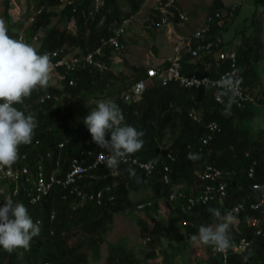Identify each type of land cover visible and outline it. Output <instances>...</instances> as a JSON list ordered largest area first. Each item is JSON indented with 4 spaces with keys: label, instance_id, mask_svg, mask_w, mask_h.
Masks as SVG:
<instances>
[{
    "label": "trees",
    "instance_id": "trees-1",
    "mask_svg": "<svg viewBox=\"0 0 264 264\" xmlns=\"http://www.w3.org/2000/svg\"><path fill=\"white\" fill-rule=\"evenodd\" d=\"M71 1L73 2L70 4L65 3L59 12H55L51 8L60 6L61 0H34L35 11L27 16L29 20L31 17L33 19L25 30V37L27 42H31L35 37L40 40L39 54L47 53L52 59L55 50H66V47L79 48L78 55L95 51L102 45V40L112 37L123 20L135 14L144 2L125 0L130 11L124 13L120 10L118 0H102L98 10L94 9L96 0ZM254 3L257 9L252 15V20L246 18L240 26L237 22L239 11L227 9L224 14L223 3L216 1L207 16L213 20L207 22L210 25L208 30L201 38L197 40L193 38L194 49L198 44L212 42L214 46L212 53L205 54L200 51L199 56L194 58L184 51L181 55L182 75L215 79L228 69L227 61H221L215 54L218 51H234L240 70L238 77H242V85L253 92L251 89L257 87L255 81L261 80V63L264 60L262 12L264 0H254ZM261 7L262 9H259ZM9 10L7 6L5 14L8 34L19 39V32L13 31L14 25ZM55 18H58L59 25L53 24ZM71 20L76 24L75 34L68 32L66 27H60ZM155 20L154 16L153 27ZM170 21L181 23L178 16L172 17ZM196 31L186 36H193ZM39 33L42 35L39 36ZM239 39L241 42L235 43V40ZM232 43H235V49L228 48ZM113 52L109 45L104 46L103 56H97L96 59L110 63ZM161 65L169 66L170 59ZM148 69H141V73L136 75L131 84L127 85L124 81L117 90L120 92V99L115 103L122 110L124 123L144 132L143 148L132 156L141 161L159 157L162 164L169 167L168 173L172 183L184 184L186 191L199 184L197 172L207 164H212L228 174V198L225 204L221 205L217 200H212L207 204L198 203L193 210L185 212L183 216L191 223L187 226V232L189 235H198L201 225H213L216 222L207 211L208 208H218L223 215L226 209L234 210L238 203L247 204L245 211L237 213L234 211L239 224L230 227V235L233 241H239L243 237L252 240L253 243L242 253H231L227 263L245 264L244 257L251 254L247 264H264V222L259 235H255L248 223L253 217L259 216V212L250 209V203L257 201L260 195V191L255 190L253 184L260 183L264 188V128L254 132L250 125L258 115V110L264 108V92L262 97L258 98L252 93L255 101L246 104L244 108H238L234 103L230 110H226L227 100L224 98L223 103H218L215 100V88H186L174 81L164 85L158 77L148 76ZM107 74L108 77L89 66L70 71L62 80V90L51 85L47 89H37L24 100L23 105H15L21 110H24L26 105V114H35L38 127L35 129L32 143L20 146V158L13 166L27 165L35 174L41 161L46 168L45 173L48 174L58 167L57 163L65 169L69 160L80 155L83 150L93 151L92 160L99 153H108L106 149L100 148L89 139L91 134L83 122L75 128L67 125L66 118L57 106L59 102L54 99L43 104L40 102L41 96L47 93L62 96L65 92L74 96H85L89 92L93 93L95 87L104 89L102 86H105L109 75L113 77L110 71H107ZM71 79L74 80L73 85H69ZM138 80H144L146 83L140 101H126L125 93ZM258 87L262 90L261 86ZM211 122H216L219 130L212 131L209 128ZM166 133L171 134L170 141ZM106 138L110 140V136ZM205 139L210 140L205 143ZM61 143L63 147L59 148ZM48 153L51 155L49 158ZM189 153L196 154L199 158L188 159ZM22 154H27L24 161L21 160ZM168 155L175 159L172 160ZM254 161L255 176L251 178L247 172ZM128 169L134 170L135 176L131 175ZM164 174L163 165H158L153 174L147 177L132 165L119 164L116 168L110 169L106 163H102L96 170H91L80 184L89 191L110 186V191H105L104 202L101 205L87 202L75 211L70 209L72 200L67 202L61 200L63 194L61 188L54 189L37 205H32L27 194L20 189V192L10 200L14 203L22 202L27 207L33 221L41 222V232L32 239L28 250L19 248L9 253L0 248V264H88L87 253L81 252L82 243L70 244L72 233L84 235L85 243L93 246L95 252H98V247L111 230L115 216L126 213L133 204L129 198L132 189L150 187L156 203L160 199H167L170 185L163 181ZM111 196L114 199H111ZM53 211L57 213L56 219L52 221ZM151 240L150 249L143 251L140 258L133 251L109 245L107 264H157L156 260L160 255L164 257V264H169V258L175 253L167 254L166 251H169V248L176 250V246L169 245L159 254L154 240ZM183 247V244L178 245V254L182 252ZM208 253L207 261L198 259L196 264H223L222 255L216 253L211 246L208 247Z\"/></svg>",
    "mask_w": 264,
    "mask_h": 264
},
{
    "label": "clouds",
    "instance_id": "clouds-1",
    "mask_svg": "<svg viewBox=\"0 0 264 264\" xmlns=\"http://www.w3.org/2000/svg\"><path fill=\"white\" fill-rule=\"evenodd\" d=\"M100 2L99 0V3ZM91 11L93 12L92 9ZM8 31L6 22L0 19V171H3L5 168H11V166L19 160L20 146L30 145L32 143L35 129L38 127L35 114H26V105H24V110L18 109L15 105H23L24 100L30 97L34 90L47 89L50 86L52 74H54L52 73L53 65L49 54H39L37 49L31 44L26 43L22 39L13 38L8 34ZM238 71L240 73L239 69H234L233 72L226 73L215 82L218 89H220L218 95L227 100L225 104L226 110H230L231 106L236 103L239 95V88L243 82L242 77H237L235 75ZM62 80L61 83H63ZM198 83L200 84L201 82L198 81ZM129 91H127L124 96L126 101H130L126 99V95ZM61 97L62 96H60V100ZM60 100L57 102H60ZM83 123L91 134V138L89 139L100 148L106 149L109 153L106 157L102 154V158L105 159L107 167L110 169L116 168L121 162H127L130 156L143 148L144 141L142 138L144 132L142 130H137V128L131 125L125 124L122 110L112 100L101 99L97 101L96 108L89 111ZM109 136L110 140L106 138ZM88 152L83 150L80 155L73 156L72 158L86 155L83 157L86 159L87 163L93 162L95 159L92 160V157L87 156ZM23 155L27 157V154H22L21 158ZM198 158L196 154H188V159L196 160ZM70 160L65 169H62L60 164L57 163L58 167L51 170L50 173H54L58 177H63L69 169ZM150 163H155V161ZM96 168L92 170H96ZM138 169L144 176L148 177L153 174L147 175L140 168ZM90 171L86 172L84 177ZM128 171L131 175L135 176L134 170L128 169ZM168 175L170 178L169 173ZM84 177L78 183L80 189H82L86 195L102 192V201L98 203L97 200H83L71 195L63 199L65 193L63 190L61 200L64 202L72 200L70 209L73 211L84 206L87 202H94L97 205H101L104 202L103 198L105 196V191H110V186L104 189L91 191L84 189L85 187L80 184L84 180ZM166 184L170 185L169 195L167 199L164 198L160 200L169 204L176 203L182 206L184 213L196 207L195 205L191 209H188L184 197H177L174 200H170V195L175 191H180L186 197H194L199 193L197 186L186 191L185 185L184 188L181 185L178 187L179 185L177 183H172L171 178L170 182ZM56 188L61 187L57 186L54 189ZM7 191H9L8 188ZM45 197L46 196H44L39 203H41ZM110 198L114 199L113 196ZM39 203L31 204L37 205ZM135 208L138 211L145 212L146 217L153 219L150 226H155L157 223L156 220L159 218L158 216L163 214L161 202L158 200L156 203L152 196L151 199L137 202ZM207 211L216 222L213 225H201L198 229V235L192 236L191 240L196 246H211L214 251L226 253L229 249L235 247L233 238L230 235V227L237 219L234 215L235 210L227 211L223 215L218 208H208ZM56 213V211L52 212V221L56 219ZM52 216H54V218H52ZM187 221H185V223H188ZM145 228L147 230L149 229L148 222ZM40 232L41 222L38 220L35 222L33 221L28 213L27 207L22 202L14 203L9 199L4 202L3 207H0V248L9 253L19 248L28 250L30 249V242L34 237L39 236ZM146 240L150 241L151 237L148 236ZM250 255L251 254H249V256ZM249 256L244 257L245 264H247Z\"/></svg>",
    "mask_w": 264,
    "mask_h": 264
},
{
    "label": "rangeland",
    "instance_id": "rangeland-1",
    "mask_svg": "<svg viewBox=\"0 0 264 264\" xmlns=\"http://www.w3.org/2000/svg\"><path fill=\"white\" fill-rule=\"evenodd\" d=\"M67 1L69 0H61L62 4L58 7L51 8V10L53 9V11L59 12ZM157 1L158 0H144L141 9L128 17L130 23L126 28V33H129V41L128 44L125 45L126 48L123 52H113L111 55L110 59L114 61V63L116 62V65H113L114 63H112V61L110 63L106 62L108 67L107 71H110L113 77L109 75L108 81L105 82V86H102L104 89L95 87L93 93L89 92V94L85 96H74L69 93H62L61 101L57 106L60 107L61 114L66 118L67 125L75 128L78 124L83 122L89 114V111L94 110L97 101L101 99L118 102L120 99V92L118 93L117 90L120 89L124 81L129 85L135 80L136 75L141 71L140 64H144L145 66L146 62L152 58V54H154L153 57L159 58L162 51L171 54L172 50H174L179 44L180 40L184 38V35H190L193 31L205 27L208 22L207 16L211 12V7L215 6L216 1H221L223 3L224 14L228 11L227 9H237V12L239 11L237 22L240 23V26L246 18L252 20V15L257 9L254 0H176L175 8L187 15V22H181L175 27H173L172 24H168L161 29H157L153 26L150 27V13L152 7H155V2ZM118 2L119 4L121 3V9L124 13L130 11L125 0H118ZM7 6L10 9L12 24L14 25L13 31H18L20 34L19 37H22L23 41L31 44L38 51L40 40L34 38L31 42H27L25 37V30L29 27L30 21H32V17L30 16L31 18L29 20L27 16L29 13L35 11L34 0H0V19H3L6 22V26L8 24L5 14ZM259 9H262V7ZM262 12L264 16V9H262ZM53 24L59 25L58 18L53 20ZM169 25L175 32L168 31ZM60 27H66L67 31L72 34H75L77 30L75 21L73 20L69 23L61 24ZM132 28L135 30L133 31V34L130 35ZM137 30L139 35H137ZM170 34L171 36L169 37ZM38 35L40 36L42 34L39 33ZM228 36H231V34H228ZM224 38L227 39L228 37ZM230 38L231 37H229V39ZM239 42H241V39L237 41L235 40V43ZM234 44H229L228 48L235 49ZM66 50L67 53L71 55L79 52V48L75 49L66 47ZM155 50L156 53L154 52ZM127 54L129 56H127ZM123 59L127 60V64ZM141 60H144L145 62L140 63ZM261 66V80L260 82L259 80H256L257 87L251 89L257 98L258 96L262 97V92H264V60L261 63ZM110 67L113 69L111 68L110 70ZM107 71L106 73H103L105 74L104 76L108 77ZM50 85L62 90L63 84L57 73L52 74ZM258 86H261L262 90H260V87ZM96 96L100 97L97 98ZM257 114L258 115L250 124L254 132L264 128V108H261L260 111L258 110ZM166 134L168 141H170L171 134ZM168 141L166 143H168ZM113 175L115 176L116 173H113ZM178 185V187L181 185L184 188V184L179 183ZM152 193L153 191L150 187H143L138 190L132 189L129 198L133 204L129 206L126 213L115 216L111 230L106 234L104 242L98 247V252H95L96 249L94 250L93 246L86 244L84 235L78 232L72 233L69 240L70 244L82 243L81 252L87 253L88 264H107L109 245H117L121 246L123 249L133 251V253L140 258L143 251L150 249L149 245L152 240H146L147 237L150 236L151 239L154 240L153 243L157 247V252L159 254H161L159 248L161 249L164 247L165 249L169 245L176 246V250H170L171 248H169V251H166L167 254L175 253V255L169 258V264H196L198 259H201L204 262L207 261L209 257V246H196L193 244L191 237L194 235H189L187 232V225L191 223L183 216L184 210L182 206L176 203L169 204L163 200H159V202L162 203L161 209L163 214L158 216L159 218L156 220L157 223L155 226H150V223L153 220L152 218L146 217L145 212L138 211L135 208L137 202L151 199ZM10 197L11 194L8 192V199H10ZM141 219L148 222V230L146 228H141ZM185 221L188 223H184ZM238 224V220L236 219L234 225ZM148 241L149 243H147ZM180 244H183L184 247L181 250L182 252L178 254L179 250L177 247ZM95 253L99 255L97 256ZM156 262L157 264H164L163 255H160Z\"/></svg>",
    "mask_w": 264,
    "mask_h": 264
},
{
    "label": "built area",
    "instance_id": "built-area-1",
    "mask_svg": "<svg viewBox=\"0 0 264 264\" xmlns=\"http://www.w3.org/2000/svg\"><path fill=\"white\" fill-rule=\"evenodd\" d=\"M73 1H67L70 4ZM176 0H161L158 2L155 7V22L154 27L161 29L162 27L168 25L172 17L178 16L181 22H187V15L175 8ZM99 0H96L94 9L98 10ZM220 16V15H217ZM33 17L31 18V20ZM213 21L211 17L208 18V22ZM130 23V19L126 18L123 20L121 25L117 28L114 35L108 40H102V45L98 47L95 51L89 52L86 55H76L68 54L65 49H57L52 53V73H57L60 79H65L68 72L77 71L80 68L84 67H94V69L99 72H105L108 67L104 61L97 60L96 57H102L104 54V46L109 45L113 48L114 52H123L125 50V45L121 42L124 34L126 33V28ZM210 25L198 29L193 36H184L179 42V44L174 48L173 55L170 59V65L165 67L161 64L154 65L148 69V76L158 77L162 80L164 85L168 84L171 81L178 82L180 85L186 88H201L209 87L215 88V100L218 103H223L224 98L218 95L220 89L216 86L215 82L218 81L226 73L233 72L234 69H238L237 66V57L234 51H218L215 55L221 61H227L228 69L226 72H223L219 77L215 79H210L209 77H199L197 75L184 76L182 75V53L187 51L194 58L199 56V52L203 51L205 54L212 53L213 43L208 42L206 44H198V46L193 47L195 44L194 39H199L202 35L208 30ZM194 38V39H193ZM22 39V37H19ZM37 40V38L35 37ZM63 71V73L61 72ZM239 76V71L235 73ZM201 82L200 84L198 83ZM204 82V83H202ZM74 80L69 81V85H73ZM146 83L144 80L136 81L131 87L130 91L126 95V99L130 101H140L143 92L145 91ZM54 99V101H59L60 96L54 94H43L40 98L41 103H46L48 100ZM255 101V97L252 95V92L245 88L242 84L239 88V95L237 97L236 105L238 108H244L246 104L252 103ZM209 128L212 131L219 130V126L216 122H211ZM210 139H205L204 142H209ZM63 147V143L59 144V148ZM102 154L106 157L109 153H99L93 162L87 163L86 159L82 156L74 157L70 160L69 169L63 177H58L54 173L46 174L44 171V164L40 161L37 167L35 174L32 173L29 166L22 165L21 167L5 168L3 171H0V207L4 206V202L8 199V192L12 196L17 195L20 192V189L30 199L32 204L39 203L44 196L49 195L52 190L59 186L64 190L63 199L68 195L74 196L81 199L97 200L98 203L102 201V192L97 194L86 195L82 189L78 186V183L83 179L86 172L95 169L98 165L106 163L105 159L102 158ZM248 155V154H247ZM48 157L51 155L48 154ZM87 156L93 157L94 153L89 151ZM169 158L174 160L172 156L168 155ZM26 158L25 155L22 156L24 161ZM155 161V163H150ZM120 164H132L140 168L147 175H150L154 172L158 165H163L165 174L163 179L166 183L170 182L168 175L169 167L166 164H162L159 157H155L148 161H140L135 157L130 156L127 162H121ZM255 165L254 161L248 168V176H255ZM199 184L197 188L199 193L194 197H186L182 192L175 191L170 195V200H174L177 197H184L187 202L188 209H191L196 204H207L212 200H217L221 205L225 204L226 199L228 198V187L229 181L227 180L228 174L224 173L218 167L207 164L197 172ZM9 191H7V189ZM255 190L260 191V195L257 201L250 203V209L259 212V216L253 217L248 223L250 227L254 230L255 235H259L262 231V224L264 222V188L260 183L253 184ZM10 197V199H11ZM246 205L244 203H238L234 210L235 212H241L246 210ZM230 211L226 209V212ZM54 218V216H52ZM185 223V222H184ZM235 247L229 249L226 253L217 252L222 255L223 264L227 263V258L231 253H242L244 252L251 244L252 240L247 238H241L239 241H233Z\"/></svg>",
    "mask_w": 264,
    "mask_h": 264
},
{
    "label": "crops",
    "instance_id": "crops-1",
    "mask_svg": "<svg viewBox=\"0 0 264 264\" xmlns=\"http://www.w3.org/2000/svg\"><path fill=\"white\" fill-rule=\"evenodd\" d=\"M161 0H158L157 2H155V7L157 6V4H158V2H160ZM120 2V1H119ZM119 2H118V4H119ZM144 3V2H143ZM142 3V4H143ZM142 4L140 5V7H139V10L141 9V7H142ZM120 5V10L122 11V7H121V3L119 4ZM155 7H152V10H151V13H150V17H151V19H150V27H152L153 26V20H154V16H155ZM169 24H172V26L173 27H175V26H177V25H179V23L178 24H176L175 22H173V21H170V23ZM130 29V28H129ZM170 29H172V30H170ZM135 29H133L132 28V31H131V33H130V35H132L133 34V31H134ZM127 31H129V30H127ZM168 31H170V32H175L174 31V29L169 25L168 26ZM137 32V35H139L138 34V30L136 31ZM126 34V35H125ZM124 34V36H123V38H122V42H123V44L124 45H126V44H128V41H129V33L127 32V33H125ZM175 34V33H174ZM171 36V34L169 35V37ZM174 36V35H173ZM185 36V35H184ZM169 39V38H168ZM141 46H143L142 44H140ZM172 47H173V44H172ZM171 50V49H170ZM155 53H156V50L154 51ZM163 52V51H162ZM161 52V55H160V58L159 57H153V55L154 54H152V58H150L147 62H146V64H145V66H144V64H140V69H144V68H146V70L149 68V67H151V66H153V65H159V64H163V63H165V62H167V61H169V59H171V57H172V55H173V50H172V53L171 54H168V53H166V52H163L162 53ZM127 56H129L128 54H127ZM124 60V59H123ZM112 61V60H111ZM124 62L127 64V60H124ZM145 61L144 60H141L140 61V63H144ZM112 63H114V61H112ZM117 63L115 62L113 65H116ZM112 67H110V69H111ZM113 69V68H112ZM142 71V70H141ZM141 71H140V73H141ZM133 86V85H132ZM131 89V88H130ZM129 89V90H130ZM161 205H162V203H161ZM140 225H141V228H145L146 226H147V221L146 220H143V219H141L140 220ZM161 246V245H160ZM158 249H156V251H157ZM159 251L160 252H162V251H164V247L163 248H159ZM157 261V260H156Z\"/></svg>",
    "mask_w": 264,
    "mask_h": 264
}]
</instances>
